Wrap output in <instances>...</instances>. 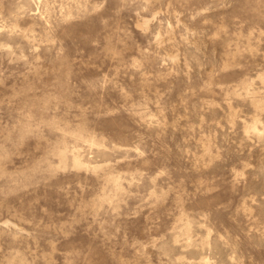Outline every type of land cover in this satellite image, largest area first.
<instances>
[{"label": "rangeland", "instance_id": "rangeland-1", "mask_svg": "<svg viewBox=\"0 0 264 264\" xmlns=\"http://www.w3.org/2000/svg\"><path fill=\"white\" fill-rule=\"evenodd\" d=\"M0 264H264V0H0Z\"/></svg>", "mask_w": 264, "mask_h": 264}]
</instances>
